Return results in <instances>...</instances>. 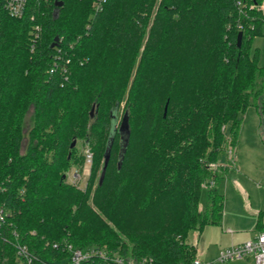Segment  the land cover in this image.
Returning a JSON list of instances; mask_svg holds the SVG:
<instances>
[{
  "label": "trees",
  "instance_id": "1",
  "mask_svg": "<svg viewBox=\"0 0 264 264\" xmlns=\"http://www.w3.org/2000/svg\"><path fill=\"white\" fill-rule=\"evenodd\" d=\"M98 1L29 0L22 19L0 12V264H21L16 242L57 263L67 245L191 262L190 232L223 220L217 183L229 167L211 164L228 151L226 130L236 146L250 106L264 128L253 48L264 0H107L96 11ZM76 139L97 154L84 189L68 180Z\"/></svg>",
  "mask_w": 264,
  "mask_h": 264
},
{
  "label": "rangeland",
  "instance_id": "2",
  "mask_svg": "<svg viewBox=\"0 0 264 264\" xmlns=\"http://www.w3.org/2000/svg\"><path fill=\"white\" fill-rule=\"evenodd\" d=\"M253 48L260 50V63L264 64V35L253 39ZM241 125L236 146H231L229 130L225 137L229 139L226 152L218 159L219 163L211 164L218 171L225 173L217 183L219 191L225 197L224 214L221 224H208L200 234L192 230L189 242L197 244V255L206 261L214 260L223 248L253 239L258 234L255 214L264 209V128L261 124L260 111L250 106L240 114ZM32 124L31 113L24 119V127ZM76 155L78 164L68 170V180L84 189L89 181L97 154L85 140L76 139ZM73 141V142H74ZM92 153V163L87 154ZM75 160V159H74ZM104 163L101 157L95 180L101 176ZM211 183H216L211 182ZM206 190H203L201 207L205 208ZM224 264H253L247 261L228 262Z\"/></svg>",
  "mask_w": 264,
  "mask_h": 264
},
{
  "label": "built area",
  "instance_id": "3",
  "mask_svg": "<svg viewBox=\"0 0 264 264\" xmlns=\"http://www.w3.org/2000/svg\"><path fill=\"white\" fill-rule=\"evenodd\" d=\"M106 1L107 0H99L97 2L96 11H101ZM28 4L29 0H0V12L5 13L13 19H22L26 15ZM238 5L241 6V3L239 2ZM260 9L264 11V3L261 5ZM34 31V40L36 41L39 37L40 28L35 27ZM58 53L60 54L61 50H59ZM60 59L61 56H58V60L54 63V66L49 72L55 73L58 70L60 67L58 61ZM69 63L70 60H67L66 65H69ZM62 69L64 73H67V66H63ZM87 160L89 163H92L93 157L91 152L87 154ZM5 217L6 213L4 209L0 207V238H3L1 227L5 222ZM14 235L16 236L15 232ZM13 245L21 264H83L95 257H101L109 264H155L152 259L147 257L137 258L127 254L110 253L97 246L79 248L73 245H67L65 247L67 257L62 263H57L39 258V256L32 252L25 244L16 242ZM55 246L57 247L58 245L55 244ZM236 261L264 264V230L259 231L253 239L221 249L217 257L212 261H206L197 256L189 263L179 264H224Z\"/></svg>",
  "mask_w": 264,
  "mask_h": 264
},
{
  "label": "water",
  "instance_id": "4",
  "mask_svg": "<svg viewBox=\"0 0 264 264\" xmlns=\"http://www.w3.org/2000/svg\"><path fill=\"white\" fill-rule=\"evenodd\" d=\"M58 6H61V4L59 3ZM242 40H243V33H240L239 36H238V46L241 47V44H242ZM57 42H58V38H56L55 42L52 44L51 48H55L57 46ZM123 127H125L126 129L129 128L128 126V116L125 117L124 119V124H123ZM76 145V141H74L72 143V147H74ZM109 158H110V153H109V150L106 154V159H105V163H104V172L108 166V162H109ZM103 176L102 175V179H103Z\"/></svg>",
  "mask_w": 264,
  "mask_h": 264
},
{
  "label": "crops",
  "instance_id": "5",
  "mask_svg": "<svg viewBox=\"0 0 264 264\" xmlns=\"http://www.w3.org/2000/svg\"><path fill=\"white\" fill-rule=\"evenodd\" d=\"M261 210H264V209H261ZM259 211H260V210H259ZM259 211H258V212H259ZM258 212H257V213H258ZM257 213H256V214H257ZM256 214H255V219H256Z\"/></svg>",
  "mask_w": 264,
  "mask_h": 264
}]
</instances>
